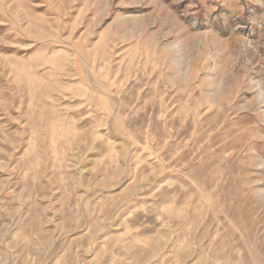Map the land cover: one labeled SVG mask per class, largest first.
Instances as JSON below:
<instances>
[{
	"label": "rangeland",
	"instance_id": "374dc122",
	"mask_svg": "<svg viewBox=\"0 0 264 264\" xmlns=\"http://www.w3.org/2000/svg\"><path fill=\"white\" fill-rule=\"evenodd\" d=\"M0 264H264V0H0Z\"/></svg>",
	"mask_w": 264,
	"mask_h": 264
}]
</instances>
